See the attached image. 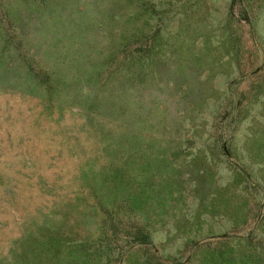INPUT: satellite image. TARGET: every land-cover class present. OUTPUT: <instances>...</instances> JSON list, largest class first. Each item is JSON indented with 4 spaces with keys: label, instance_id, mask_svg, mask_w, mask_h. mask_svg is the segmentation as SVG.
Wrapping results in <instances>:
<instances>
[{
    "label": "rangeland",
    "instance_id": "obj_1",
    "mask_svg": "<svg viewBox=\"0 0 264 264\" xmlns=\"http://www.w3.org/2000/svg\"><path fill=\"white\" fill-rule=\"evenodd\" d=\"M264 0H0V264H264Z\"/></svg>",
    "mask_w": 264,
    "mask_h": 264
},
{
    "label": "trees",
    "instance_id": "obj_2",
    "mask_svg": "<svg viewBox=\"0 0 264 264\" xmlns=\"http://www.w3.org/2000/svg\"><path fill=\"white\" fill-rule=\"evenodd\" d=\"M261 258H262V261H264V250H263V253H260V260H261Z\"/></svg>",
    "mask_w": 264,
    "mask_h": 264
}]
</instances>
